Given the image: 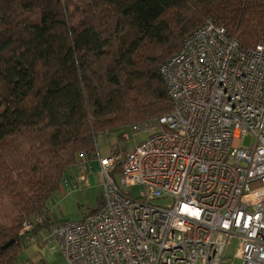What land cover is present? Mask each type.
Returning a JSON list of instances; mask_svg holds the SVG:
<instances>
[{
  "label": "trees",
  "instance_id": "trees-1",
  "mask_svg": "<svg viewBox=\"0 0 264 264\" xmlns=\"http://www.w3.org/2000/svg\"><path fill=\"white\" fill-rule=\"evenodd\" d=\"M209 19L264 44V0H0V264L49 233L52 196L99 134L171 113L161 66Z\"/></svg>",
  "mask_w": 264,
  "mask_h": 264
},
{
  "label": "built area",
  "instance_id": "built-area-1",
  "mask_svg": "<svg viewBox=\"0 0 264 264\" xmlns=\"http://www.w3.org/2000/svg\"><path fill=\"white\" fill-rule=\"evenodd\" d=\"M160 73L171 113L133 127L152 133L124 160L100 159L102 207L50 237L66 264H225L232 239L231 264H264V44L209 19Z\"/></svg>",
  "mask_w": 264,
  "mask_h": 264
},
{
  "label": "rangeland",
  "instance_id": "rangeland-1",
  "mask_svg": "<svg viewBox=\"0 0 264 264\" xmlns=\"http://www.w3.org/2000/svg\"><path fill=\"white\" fill-rule=\"evenodd\" d=\"M152 120H146L143 123H148ZM131 127L99 134L97 137V146L101 155L103 157H108L111 154H116V151H123L125 149L127 153H131L138 145L146 141L152 133L150 129L135 132V130L133 131ZM120 135H124L126 139H121ZM248 144L249 141L247 140L245 142V145L248 146ZM124 154L125 153H122L121 156L118 157H120L121 160H124L127 156L126 154ZM85 159H87L86 155H80L79 160L80 162H82V165L84 167L86 165L84 161ZM118 171H120V169ZM72 172L74 174H77L79 171L78 169L74 168ZM89 174L91 178L90 184L86 185L82 183L79 185V187H75L72 185L69 186V188L67 187L66 193H63L61 190H59L52 196L48 205L50 212L52 213L53 222L81 221L91 216L93 211L102 206L101 204L104 203L105 190L102 182V180H104L102 170L97 168H95L94 170L91 169V172H89ZM69 177L70 173H67L66 178ZM115 179L116 182L119 183L118 175L115 176ZM63 186L64 185H61V187ZM127 191L133 193L135 198H138L139 193L142 191V188L136 186L128 188ZM46 230L48 231V228H46ZM30 240L31 238H29V241ZM238 244L239 242L237 239H232L230 241V245L226 252L225 264H231L232 262H235V255L237 254Z\"/></svg>",
  "mask_w": 264,
  "mask_h": 264
},
{
  "label": "crops",
  "instance_id": "crops-1",
  "mask_svg": "<svg viewBox=\"0 0 264 264\" xmlns=\"http://www.w3.org/2000/svg\"><path fill=\"white\" fill-rule=\"evenodd\" d=\"M111 156H113V154L109 155L108 157ZM108 157H103L100 151L98 150V157L96 159L92 160L87 158L84 160L86 163L85 167L79 160L78 164L69 170L68 173H70V177L66 178L65 176V180L61 184L64 186L61 187L59 190H61L63 193H66L67 187L69 188V186L73 185L75 187H79V185L82 183L86 185L90 184L91 178L89 172H91V169H101L100 159ZM74 168L78 169L79 172L77 174H74L72 172ZM102 182L104 185V180H102ZM48 210L50 219H52V213L50 212L49 205ZM30 237L34 239V242H29V238L26 239V244L22 253L19 256L18 264H66V259L61 254L59 246L55 241L52 240L46 229L42 228L41 230H38L36 234H31Z\"/></svg>",
  "mask_w": 264,
  "mask_h": 264
},
{
  "label": "water",
  "instance_id": "water-1",
  "mask_svg": "<svg viewBox=\"0 0 264 264\" xmlns=\"http://www.w3.org/2000/svg\"><path fill=\"white\" fill-rule=\"evenodd\" d=\"M13 242H10L8 244L5 245L4 249H7L8 247H10L12 245Z\"/></svg>",
  "mask_w": 264,
  "mask_h": 264
}]
</instances>
